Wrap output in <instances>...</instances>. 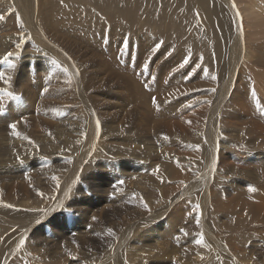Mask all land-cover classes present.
Returning a JSON list of instances; mask_svg holds the SVG:
<instances>
[{
  "label": "rangeland",
  "instance_id": "374dc122",
  "mask_svg": "<svg viewBox=\"0 0 264 264\" xmlns=\"http://www.w3.org/2000/svg\"><path fill=\"white\" fill-rule=\"evenodd\" d=\"M92 1L45 0V18L49 21L51 29L58 33L60 38H58L59 40L56 38L51 40L52 37L49 35L47 36L50 39L46 35L43 38L45 37L44 39L50 42V48H55L62 58L66 59L68 57L69 65H63V59L56 55L58 53L55 49L52 51L48 49L49 47L40 48V43H36L34 38L32 40L18 39L12 44L13 47L21 45V48L26 51L25 56L29 53L32 54L28 57L35 55L31 57L38 63L34 68L30 67L32 65L28 68H22L20 62L24 58L23 55L21 57L15 56L14 60L8 62L5 61L3 55H0V60L3 62H0V73L9 70L11 76L6 71V75L10 77V79L9 77L7 79L13 81L14 78L13 82L16 85L24 83L20 88H15L13 85L10 87L0 85V128L9 127L12 123L21 127L19 122L24 127L23 121L25 122V119L30 121L35 119L36 116L39 119L36 122L42 126L40 129L34 130L35 132L28 133L26 140L29 141L22 148L21 152H24V154L23 158H19L22 159L20 162L16 164L19 160L16 159L18 156H14L12 158L13 163L10 162V164H6L5 161L3 163V160L0 161V169L4 165V168L11 166L18 171H25L19 172L20 175L15 173L16 176L13 178L15 180L18 176L15 180L18 186V197L16 199L20 201L0 199V238H2L0 239V246L3 245V240L8 233L18 229L15 225L7 223L6 219L7 217L13 218L10 214L14 211L23 212L22 208L25 205H21L20 202L23 200L29 201L28 209L36 213L33 214L35 223L29 221V224L24 227L25 229L22 228L19 231L20 233L13 238L16 239L21 234L23 236L28 232V236H26L28 240L26 237L24 238V240H27L25 243H30L29 239L33 240V243L31 241L28 244V248L35 251L31 255L25 251L23 253L17 251L12 256L10 264H100L101 262L102 264H127L125 263L126 259L120 262L116 258H112V254H115L113 252H116L118 241V244L126 241L125 245H128L127 247L131 249L134 245L151 248V246L155 247L156 243L159 244V247L161 243V245L168 246V255H159L158 258L152 257L155 253L158 255V248H156L151 255L143 256L144 258L142 253H139L141 257L134 261L135 264L137 262L138 264L140 262L145 264V259L146 264H200L193 261L178 263L175 256L183 254L204 256L202 258L204 261L211 263L214 260L217 262L216 264H244L245 261V264H264V219L261 218L260 220L257 213H252L255 209L249 206V202L238 201L244 196L245 201L258 203L264 197V24L261 23V20L256 21V19H253L247 21L245 29L243 23H239L241 21L240 16L236 14L239 13L237 9H239L240 4L243 5L249 0H230V5L233 10L235 9L234 14L237 15L232 22V46L236 50L237 46L241 44L237 49L239 55L246 53L245 51L249 48L250 56L243 60L238 59L236 63L238 69L235 72L239 76L234 72L224 73V76L225 74L226 76L223 79L220 77L223 76V69L225 68L220 66L219 47L210 40L209 35H207L208 31L203 28L204 26L199 25L197 14L185 9L184 0H115V2L114 0H94V3ZM162 1H165V4L161 3ZM182 1L184 2L182 3ZM154 2L156 3L154 4ZM165 8H173L169 20L161 17V11H164ZM0 16L6 18V24H8L2 26L0 33L7 38L11 33L16 34L17 31H14L16 29V14L11 6H0ZM84 17L88 19L87 22L82 20ZM59 19L62 20L64 25L57 24ZM238 23L242 24L241 27ZM72 25H74L73 33L69 32L68 29ZM102 25L111 28L110 34L107 30L104 32L97 30ZM143 30L154 31L153 33L156 34L159 41L156 39V42H151V45L160 41L163 44L158 50H162L167 45L166 43L170 45L167 58L153 57L150 60L148 69L141 70L145 77V85L150 86L155 78L159 80L163 76L168 79V88L174 85L176 89L182 87L173 96L160 99L157 107L140 102L138 99L131 98L128 101L130 92L127 93L124 89L118 87H114V89L107 87L105 90L106 87H103V85L106 81H104L105 74H103V71L107 74L109 68L104 69L100 64L104 62L102 57L106 62L107 57L86 42L95 32L104 39L105 43L107 41L108 45L119 42L124 54L129 57L133 55V51L137 50L136 37L139 32L143 33ZM82 32L87 33L83 35ZM116 34H120V37L115 36ZM166 37L168 39H165ZM0 38V45L4 44L2 42L4 38L1 36ZM56 42L57 44H55ZM125 42H127V47H125ZM71 45L76 48L72 49ZM183 48L186 50H183ZM182 50L184 53H182ZM84 51L87 52L85 58L84 55L79 54ZM229 51L232 58L231 48ZM63 54L66 55V58ZM79 56L81 57L79 58ZM91 56H94L95 60L91 59L86 67L84 60ZM178 57L181 58V61L178 60ZM223 57L225 56L223 55ZM185 58L189 59L188 64L183 68L177 66L183 63ZM227 58L229 59V57ZM196 59L199 61H196ZM10 65H15V68ZM176 67L178 68L176 69ZM84 70L89 72L99 71L95 79L98 80L97 86L92 83V87H89V78ZM117 71L123 75L126 74V71L123 72L124 70ZM65 75H67V78ZM74 75L76 76L75 82L78 80L84 89L83 92L76 89L78 94L75 97L72 91H70L71 94L65 92L68 90L67 86L73 80L71 78ZM201 75L203 76L201 77ZM125 76L126 78L129 77L127 74ZM228 78L236 83L235 88L232 84L230 93H228L229 97L222 95L221 91L222 84L224 85ZM214 81L216 82L214 83ZM115 82L111 83L115 84ZM194 83L200 85L194 86L191 88L192 90L186 87ZM55 86L56 89L53 90ZM5 89L7 91H4ZM149 90H158V94H153L155 96L160 95L162 92V89ZM239 93L241 94L239 95ZM48 94L54 96L51 98L47 96ZM47 97H49V100L54 101V110L49 113L52 115H46L50 118L45 119L46 116H44L41 117L44 120L40 121L41 102L43 99L46 100ZM94 97H98V100H95ZM247 102L249 105H247ZM120 103L124 104L123 108H121ZM214 105L220 111L211 116V108ZM97 120H99V128L97 127ZM70 126L84 128L70 129ZM78 129L83 131L81 135L80 133L76 134ZM16 131L19 133L20 130L16 129ZM10 134L8 131L0 130V142L9 137ZM87 134L94 153L90 154L89 159L85 162L86 164H83L84 167L81 166L79 172L74 170V164H76V159L81 158L80 153L82 147L86 144ZM164 137H167V139ZM11 138L18 140V136ZM8 141L13 143L12 139ZM144 146L148 148L145 149ZM149 148L154 150L150 151ZM154 151H157V153L155 152V154ZM4 154L5 152L0 150V157ZM137 155L142 157H137ZM33 170H35V173ZM67 170H69V173ZM72 171L79 173L76 174ZM26 172L31 177L25 178ZM72 175L73 177L77 175V177L73 179ZM70 178L72 180L77 178L75 184L71 183ZM1 179L5 178L0 176V181ZM13 180L10 183L14 184ZM65 180H67L68 185L72 184L74 187L70 185V190L67 192L68 196L66 195L67 197L64 198V204L66 205L62 202L63 206H58L57 196L61 184ZM121 180L124 182L123 184H119ZM50 184H52L54 190L49 186ZM2 186L0 182V188ZM12 186L10 185V187ZM37 186H41L45 190H37ZM250 186L255 191H250ZM209 187L211 190L216 189V191L213 193L211 202L204 209L202 201L203 198L207 197V190L211 195ZM26 189L37 191L31 200L27 198L28 192ZM139 190L146 191L143 192L146 194L144 202L140 201L138 193L141 191ZM11 193L15 196L14 190L12 192L8 190L5 194ZM54 200L56 203L53 202ZM140 202L142 205L139 206ZM226 203L227 205H225ZM230 203L232 204L231 207ZM145 204H147V207L144 206ZM246 204H248V207ZM8 205H11V207ZM49 205L54 207L51 209ZM197 205H199V208H197ZM57 206L58 208L61 207L58 211L55 210ZM152 206L161 207L166 211L165 214L158 220L142 222L143 218L147 217V212L151 210L148 209ZM138 208L140 211H138ZM7 209H11V212H6ZM51 210L53 213H51ZM42 212H44V215L41 219H45L40 220L39 217ZM125 212L132 213L137 217L135 223H133L136 225L133 226L134 230H131L129 235L122 232V234L112 236L111 234L115 228L132 225L129 223V218ZM197 218H199V224L196 222ZM233 220L236 222L231 223ZM29 225L31 228L34 226V229H31ZM97 227L99 229L103 227L104 232L101 229L97 231ZM74 228L78 231L72 233V230H75ZM180 228H184L188 235L185 236L181 233ZM30 229L31 231H28ZM109 229L112 230L111 233H109ZM134 231L136 234H133ZM201 234L202 242L197 243V240H201ZM206 234H211L213 240H216L214 235H217L220 240L218 238L219 241L217 240L215 243L218 242V244H212ZM85 237L87 238L84 239ZM38 242L41 246H38ZM65 242L68 244L63 245ZM70 243L72 244L70 245ZM33 244L35 245L33 246ZM221 246H227L224 248L225 250L223 249L226 255L230 256L233 253L234 256L236 253L235 256L237 257L234 256L233 261L222 258L220 256L223 252V250L220 251ZM38 247L40 249L43 247V249L39 250ZM86 248L91 250V255H84L83 252ZM228 248L229 250H227ZM62 250L64 251L60 252ZM206 250H210L214 254H208ZM64 252L65 255L71 254L72 256L66 255V257L63 255ZM138 252L142 251L138 250ZM138 252L137 255H139ZM61 253L67 258L62 262ZM239 255L241 257L238 258ZM161 256L164 259H161Z\"/></svg>",
  "mask_w": 264,
  "mask_h": 264
},
{
  "label": "bare ground",
  "instance_id": "6f19581e",
  "mask_svg": "<svg viewBox=\"0 0 264 264\" xmlns=\"http://www.w3.org/2000/svg\"><path fill=\"white\" fill-rule=\"evenodd\" d=\"M119 1H121V0H119ZM153 1H155V0H153ZM166 1V0H165ZM164 1V2H165ZM181 1V0H180ZM185 1V2H184ZM184 1H182V3L184 2V7H185V9H189V11H191V13H196L197 14V16H198V23H200L199 25H202V26H204L203 28H205L207 31H208V33H207V35H209V38H210V40H212L213 42H215V44H217L218 46L217 47H219V57H220V60L219 61H221L220 62V66H221V68H222V66H223V68H225V69H223V76H219L221 79H223V77H225L226 76V74H229L230 72H234L235 74H236V69H238L236 66H237V61H238V59H246L247 57H249L250 56V53H249V48H247V50H246V48H245V52L246 53H242L241 55H239V53H238V51H237V49H238V47L241 45V44H239V46H237V49L236 50H234V47L232 46V22L234 21V17H237V15L236 14H234V10L232 9V6L230 5V0H184ZM93 3H94V0L92 1ZM114 2H115V0H114ZM157 2V1H156ZM156 2H154V4L156 3ZM163 1L161 2V3H164ZM177 2V1H176ZM241 2V1H240ZM117 3V2H116ZM171 3V2H170ZM181 3V4H182ZM118 4V3H117ZM153 4V5H154ZM165 4V3H164ZM164 4H162V5H164ZM169 4V3H168ZM168 4H167V6H168ZM234 4V3H233ZM3 5H10L11 6V9H13L14 10V12H15V14H16V24H15V28L16 29H14V31H17L16 32V34H12L11 33V35H9V37L7 38V37H5L2 33H0V36L2 37V38H4L3 40H2V42L4 43V44H1L0 45V55H3L4 56V58H5V61H10V60H14V58H15V53H21L20 54V56H16V57H21V55H23V59H22V61L20 62V65L22 66V68H28V66H30V65H32V66H30V67H35V66H37L38 65V63H37V61L35 60V59H31V57H33V56H35L34 54L32 55V56H30V57H28V55H30V54H32V53H29V54H27L26 56H25V53H26V51H24L23 49L24 48H21V45L20 46H17V47H13L12 46V44L14 43V41L15 40H20V39H23V38H26V39H28V40H32V38H34L35 39V41H36V43H40V48H42V49H44L45 47H49L48 49L49 50H54V49H51L50 48V42H48L47 40H45L44 38H43V36H47V35H49L50 37H52L51 38V40L52 39H54V38H56V39H58V38H60V35L58 34V33H56V32H54V30H52L51 29V27H50V23H49V21H47L46 20V18H45V15H44V13H45V11H44V6H45V0H0V6H3ZM158 5H159V3H158ZM157 5V6H158ZM176 5V4H175ZM238 5V4H237ZM245 6V7H244ZM169 7V6H168ZM172 7H175V6H172ZM156 8V7H155ZM162 9V8H161ZM173 8H171V9H168V8H165L164 9V11L162 10L161 12H162V15H161V17H164L165 18V20H169V17H170V13H172V10ZM175 9V8H174ZM237 9V8H236ZM237 10H239L238 12H239V15L238 16H240V19H241V21L239 22V23H243V26H244V28L246 29V27H247V21H252L253 19H256V21H259V20H261L262 22L261 23H263L264 24V1H262V0H249L248 2H245V4H243V5H241L240 4V6H239V9H237ZM54 12H56V11H54ZM142 13V12H141ZM94 15H96V16H98L97 14H95V13H93ZM124 14H126V13H124ZM139 15V14H138ZM141 15V14H140ZM139 15V16H140ZM145 15V14H144ZM143 15V16H144ZM126 16H127V14H126ZM138 16V17H139ZM142 16V15H141ZM148 17V16H147ZM147 17H145V18H147ZM141 19V18H140ZM49 20V19H48ZM82 20L84 21H88V19L86 18V17H84V18H82ZM144 20V19H143ZM238 20H239V18H238ZM238 20H236V21H238ZM172 21V20H171ZM175 25H177L174 21H172ZM254 22V21H253ZM7 23V19L5 18V19H3V20H0V30L2 31V26L3 25H8V24H6ZM146 23V22H145ZM238 23V25H240V27H241V25L242 24H239ZM251 23V22H250ZM57 24H63V22H62V20L61 19H59L58 21H57ZM249 24V23H248ZM64 25V24H63ZM94 26H95V24H93ZM105 25V24H104ZM104 25H102V26H100L99 28L100 29H97V30H100V31H102V32H104V31H108V34H110V32H111V28L109 27V26H104ZM173 25V24H172ZM174 25V26H175ZM236 25V24H235ZM153 26V25H152ZM168 26V25H167ZM237 26V25H236ZM235 26V27H236ZM250 27H251V25H249ZM249 26H248V29H249ZM176 27V26H175ZM235 27H233V28H235ZM240 27H238V28H240ZM73 28H74V25H72V26H69L68 27V29H69V32H71V33H73ZM148 28V27H147ZM152 29H153V27H152ZM175 29V28H174ZM201 29H202V27H201ZM243 29V28H242ZM244 29V30H245ZM247 29V30H248ZM237 30V29H236ZM235 30V31H236ZM78 31V30H77ZM194 31V30H193ZM240 31V30H239ZM242 31V30H241ZM246 31V30H245ZM244 31V32H245ZM249 31V30H248ZM8 32V31H7ZM74 32H76V31H74ZM154 32V31H153ZM152 31H150V30H148V31H144L143 30V33H141V32H139L138 33V35H137V37H136V43L138 44V48H137V50H135V51H133V55L132 56H126L125 54H124V52H123V48H122V46H121V44L118 42H114V43H110L111 44V46H110V44L108 45L107 44V41H106V43H105V41H104V39L99 35V34H97V33H95V32H93L92 33V36H91V38L90 39H88L86 42H88V44L91 46V47H93V48H95V49H98L99 51H101L103 54H105L106 55V57H107V62H106V60L104 59V57H102L103 58V60H104V62H102L100 65H102V68H104V69H106V68H109V69H107V74H106V72H104L103 71V74H105V77H104V81H106L105 83H104V85H103V87H106L105 88V90L107 89V87L108 88H111V89H114V87L116 88V87H118V88H120V89H124L127 93L128 92H130L129 93V97H128V99L127 98H124V99H127L128 101H130L131 100V98H133L134 100H137L138 99V101H140V102H144V103H149V105H152V107L153 106H156L157 107V103H159V101H160V99L162 100V98L163 97H171V96H173L174 94H176V92L178 93V91L182 88H179V89H176L175 88V85L174 86H171V87H167V84H168V79L167 78H165V77H163V76H161L160 77V79L158 80V78H155L153 81H152V83H151V85L150 86H146L145 85V77L143 76V73H142V71L141 70H143L144 68H143V65L146 63V62H148L149 61V58H153V57H160L161 56V58L162 59H165V58H167V53H168V51H169V47H170V45H169V43H166L167 45H165L164 46V48L162 49V50H156L155 52H153L152 51V49L154 48V46L156 45V44H153V45H151V42H156V39H157V36H156V34L155 33H153ZM204 32V31H203ZM83 33V35H85L87 32H82ZM107 33V32H106ZM105 33V34H106ZM241 33H243V32H241ZM7 34V33H6ZM167 34V33H166ZM232 34V35H231ZM245 34V33H244ZM247 34H249V35H251L250 33H247ZM75 35V34H74ZM119 36L120 37V34H116L115 36ZM162 35V34H161ZM169 35V34H168ZM193 35V34H192ZM235 35H236V33H235ZM241 35V34H240ZM246 35V34H245ZM175 36V35H174ZM183 36V35H182ZM243 36V35H242ZM31 37V38H30ZM48 37V36H47ZM172 37V36H171ZM187 37V36H186ZM238 37H239V34H238ZM247 37H249V36H247ZM237 38V37H236ZM1 39V38H0ZM48 39H50L49 37H48ZM163 39V38H162ZM165 39H168L167 37L165 38ZM175 39H176V37H175ZM243 39H245L244 37H243ZM247 39H249V38H247ZM59 40V39H58ZM117 40V39H116ZM158 40V39H157ZM169 40H172V39H169ZM169 40H168V42H169ZM181 40V39H180ZM188 40V39H187ZM40 41V42H39ZM159 41V40H158ZM167 41V40H166ZM175 41V40H174ZM177 41V40H176ZM249 41V40H248ZM171 42V41H170ZM149 43H150V45H149ZM159 43H161V41L159 42ZM163 43H165L164 41H163ZM185 43V42H184ZM235 43V42H234ZM237 43V42H236ZM241 43V42H240ZM246 43H248V42H246ZM55 44H57V42L55 43ZM113 44V45H112ZM250 44V43H249ZM163 45V44H162ZM238 45V44H237ZM246 46H247V44H245ZM62 46V45H61ZM181 46V45H180ZM186 46V45H185ZM22 47H23V45H22ZM215 47V46H214ZM71 48L72 49H75L76 47L74 46V45H71ZM178 48V47H177ZM176 48V49H177ZM216 48V47H215ZM230 48H231V51H232V53H231V55H232V58H231V56H230ZM240 49V48H239ZM56 50V49H55ZM86 50V49H85ZM183 50H186V49H184L183 48ZM183 50H182V53H184L183 52ZM37 51H38V49H37ZM41 51V50H40ZM57 51V50H56ZM55 51V52H56ZM93 51V50H92ZM177 51V50H176ZM243 51V52H244ZM64 52H66V51H64ZM179 52V51H178ZM264 52V51H263ZM8 53H12L13 55L12 56H8ZM34 53H36V52H34ZM57 53H58V51H57ZM180 53V52H179ZM178 53V54H179ZM181 53V54H182ZM185 53H186V51H185ZM198 53V52H197ZM201 53V52H200ZM38 54V53H37ZM79 54H82V55H84V58L86 57V54H87V52L86 51H84L83 53H79ZM56 55H58V56H60V54L58 53V54H56ZM64 55V54H63ZM101 55V54H100ZM223 55L225 56V57H223ZM234 55V56H233ZM102 56V55H101ZM262 56H263V54H262ZM25 57H27V58H25ZM61 57V56H60ZM64 57L66 58V55H64ZM81 56H79V58H80ZM186 57H187V55H186ZM216 57V56H215ZM218 57V56H217ZM227 57H229V59L227 58ZM62 58V57H61ZM68 58V57H67ZM67 58L66 59H64V58H62L63 60H62V63H63V65H69V63H68V61H67ZM133 58H136V59H133ZM188 58V57H187ZM228 59V61H227V59ZM91 59H93V60H95V57L94 56H91L90 58H88V59H85L84 61L86 62L85 64H86V67L88 66V64L90 63V61H91ZM193 59V58H192ZM216 59V58H215ZM178 60L179 61H181V58L180 57H178ZM189 60V59H188ZM191 60V59H190ZM72 61V60H71ZM102 61V60H101ZM196 61H199L198 59H196ZM0 62H2L1 60H0ZM70 62V61H69ZM195 62V61H194ZM3 63V62H2ZM74 63V62H73ZM195 63H197V62H195ZM216 63V62H215ZM179 64V63H178ZM1 65V64H0ZM177 66H180V65H177ZM15 68V67H14ZM178 67H176V69H177ZM31 69V68H30ZM114 69H116V70H114ZM117 70H120V71H123L124 73H125V71H126V74L129 76L128 78H126V74L125 75H123V74H121V72H118ZM167 70V69H166ZM6 71L8 72L7 74L8 75H10L9 74V70H5L4 71V78L3 79H0V85H3V86H5V87H10V86H14L15 88H20L21 86H23L24 85V83H21V84H19V85H16V83H14L13 81L15 80L13 77V81H10L9 79H10V77L8 76V75H6ZM106 71V70H105ZM238 71V70H237ZM15 72V71H14ZM67 72V71H66ZM97 72H99L98 70H96V71H94V72H89V71H87V70H84V73H86L87 75H88V78H89V83H90V86L89 87H92V83H94L95 84V86H97V82H98V80H95L96 78H97ZM167 72V71H166ZM12 73V72H11ZM204 73V72H203ZM224 73H226L225 74V76H224ZM67 74V73H66ZM72 74V73H71ZM14 75V74H13ZM204 75V74H203ZM203 75H201V77L203 76ZM207 75V74H206ZM237 75V74H236ZM11 76V75H10ZM66 76V78H67V75H65ZM237 76H239V75H237ZM7 77H9V79H7ZM200 77V78H201ZM206 77V76H205ZM204 78V77H203ZM73 79V80H72ZM75 79H76V76L74 75V76H72V78H71V82L68 84V86H67V88H68V90L67 91H65V92H68L69 94H71V92L70 91H72V94L74 95V97L78 94V90L76 91V89H80V91L81 92H83L84 91V89H83V86H82V84L77 80L76 82H75ZM202 79V78H201ZM206 79H207V77H206ZM209 79V78H208ZM227 79V78H226ZM225 79V80H226ZM4 80H7L8 81V83H4ZM101 80V79H100ZM210 80H212V79H210ZM225 80H224V82H225ZM234 80H236L235 78H234ZM113 81H116L115 82V84H112L111 82H113ZM223 81V80H222ZM16 82V81H15ZM23 82V81H22ZM60 82V81H59ZM216 81H214V83H215ZM235 82V81H234ZM61 83H64V82H61ZM109 83H111L110 85H108ZM221 83H223V82H221ZM238 83V82H237ZM240 83V82H239ZM60 84V83H59ZM232 84H233V86L236 84V83H233V80L232 79H229L228 78V81L226 82V83H224V85L222 84V95H224V96H228L229 97V95H228V93H230L229 91H230V89H231V86H232ZM61 85V84H60ZM200 84H198V85H195V83L194 84H191V85H187L186 87L187 88H193L194 86H199ZM1 87V86H0ZM236 86H234V88H235ZM239 87V86H238ZM54 89H56V86L53 88V90ZM149 89H162V92L160 93V95H157V96H155V95H153V94H158L159 93V91L158 90H156V91H152V90H149ZM52 90V91H53ZM104 90V91H105ZM183 90V89H182ZM192 90V89H191ZM99 91V90H98ZM115 91H116V89H115ZM186 91V90H185ZM190 91V90H189ZM232 91L234 92V90H233V88H232ZM64 92V93H65ZM100 92H101V90H100ZM182 92V91H181ZM49 93V92H48ZM61 93V92H60ZM118 93H120V92H118ZM126 93V94H127ZM185 93V92H184ZM232 93V92H231ZM236 94H237V92H235ZM51 94V93H50ZM123 94H125V93H123ZM122 94V95H123ZM182 94V93H181ZM241 93H239V95H240ZM119 95V94H118ZM47 96H49V94L47 95ZM54 96V95H53ZM52 95L51 96H49V97H53ZM58 97H59V95H57ZM120 96V95H119ZM231 96H232V94H231ZM236 96V95H235ZM235 96H234V98H235ZM49 97H47V99L45 100V99H43L42 100V102H41V104H42V113L40 114V119H41V117H44V116H46L47 114H49L50 113V111H52V110H54V105H55V103H54V101H51V100H49ZM58 97H56V98H58ZM153 97H155L156 98V103H153V101H152V98ZM80 98V97H79ZM81 98H82V96H81ZM80 98V99H81ZM84 98V97H83ZM164 98V99H165ZM232 98H233V96H232ZM94 99L95 100H98V97H94ZM142 99V100H141ZM85 100V99H84ZM101 100V99H100ZM240 100V99H239ZM88 101V100H87ZM133 101V100H132ZM225 101V100H224ZM221 102V101H220ZM238 102V101H237ZM109 103V102H108ZM143 103V104H144ZM111 104V103H110ZM233 104H234V102H233ZM221 105V104H220ZM247 105H249V103L247 102ZM120 106H121V108H123V106H124V104L123 103H120ZM230 106V105H229ZM237 106V105H236ZM250 106H251V104H250ZM73 107V106H72ZM231 107H232V105H231ZM235 107V106H234ZM252 107H253V105H252ZM213 108V109H212ZM211 108V116H214L218 111H220V109H218L217 108V106L216 105H214L213 107ZM222 108V107H221ZM233 108V107H232ZM231 108V109H232ZM254 108V107H253ZM237 110V109H236ZM227 111H228V109H227ZM241 111V110H240ZM244 111H245V109H244ZM228 112H230V111H228ZM234 112V111H233ZM253 112H254V110H253ZM244 113V112H243ZM246 114H248V113H246ZM49 115H52V114H49ZM187 115V114H186ZM229 115V114H228ZM47 117V116H46ZM46 117H44L45 119H48V117L50 118V116H48L47 118ZM32 118V117H31ZM214 118V117H213ZM218 118V117H217ZM37 120H39V119H37V116L35 117V119H32V120H30L29 121V119H25V122L23 121V125H24V127H22V124L19 122V125L22 127H18V124L16 125V129H18V131H19V135H18V140H15L14 138H11V137H15V136H17V135H13L12 134V129L10 128V127H3V128H0V130H4V131H8V132H10L11 134H10V136L9 137H6V138H4L3 139V141L2 142H0V150H2V151H4L5 152V154L2 156V157H0V161L1 160H3V163H4V161L6 162V164L7 163H9L10 164V162H12V158L15 156H18L16 159L18 160L19 158H23L22 156H23V154H24V152H21L22 151V148H24V146L27 144V142L29 141V140H26L27 139V136H28V133H33V132H35L34 130H36V129H40L42 126H41V124H38L36 121ZM42 120H44V119H41L40 121H42ZM213 120H215V119H213ZM68 121V120H67ZM217 121V120H216ZM69 122V121H68ZM211 122V121H210ZM25 123H26V125H25ZM212 123V122H211ZM232 123V122H231ZM231 123H230V125H231ZM215 124V123H214ZM216 126V125H215ZM217 127V126H216ZM19 128H21L22 129V131H21V129H19ZM75 128H84V127H80V126H70V129H75ZM230 128H232V126H230ZM217 129V128H216ZM82 130L81 129H78L77 130V132H76V134L77 133H80V135L82 134ZM85 132V131H84ZM84 136H85V134H83ZM80 138V137H79ZM9 139H12L13 140V143H10L8 140ZM23 139H25V140H23ZM82 139V138H81ZM81 139H80V141H81ZM87 141L85 142L86 144L83 146V145H80V146H83L82 147V149H81V153H80V157L81 158H79V159H76L77 161H76V164H74L75 165V169L74 170H77V171H81V166L83 165V164H86L85 162L87 161V159H89L88 157L90 156V154L93 152L92 150V147H91V144H90V142H89V139H88V134H87ZM23 140V141H22ZM77 142H78V139L76 140ZM79 145H78V147H79ZM141 146V145H140ZM73 147V146H72ZM145 147V146H144ZM146 148H148V147H145V149ZM71 149V148H70ZM139 150H141V149H139ZM142 150H144V149H142ZM148 150H150V148L148 149ZM152 150V149H151ZM150 150V151H151ZM154 150V149H153ZM152 150V151H153ZM69 151V150H68ZM147 151V150H146ZM17 152H21V153H18V154H14V153H17ZM27 152V151H26ZM157 153V151H154V153ZM94 153V152H93ZM136 153V152H135ZM155 153V154H156ZM14 154V155H13ZM140 154H142V153H140ZM149 154V153H148ZM58 155V154H57ZM74 155V154H73ZM92 155V154H91ZM135 156V155H134ZM139 156H141V155H139ZM138 155H137V157H139ZM155 156V155H154ZM79 157V156H78ZM125 157H127V156H125ZM142 157V156H141ZM150 157V156H149ZM70 158V157H69ZM73 158V157H72ZM144 158H145V156H144ZM16 159H14L15 161H16ZM71 159V158H70ZM74 159V158H73ZM20 160H22V159H19L17 162H16V164L18 163V162H20ZM72 160V159H71ZM70 160V161H71ZM8 161V162H7ZM69 161V162H70ZM72 161H74V160H72ZM2 163V164H3ZM13 163V162H12ZM15 163V162H14ZM74 163V162H73ZM1 164V163H0ZM5 164V165H6ZM66 165V164H65ZM64 165V166H65ZM72 165V164H71ZM70 165V166H71ZM69 166V165H68ZM69 166V167H70ZM73 166V165H72ZM2 168H4V165L3 166H1ZM6 167V166H5ZM59 167V166H58ZM66 167V166H65ZM65 167H64V169H65ZM83 167H84V165H83ZM0 169V172H1V174H0V176H2V178H5V179H1V184L3 185L1 188H0V199H8V200H13V199H15V200H19V199H16L17 197H18V186L16 185V182H15V180H17V177H16V179L15 180H13V178L19 173V172H25V171H18L16 168H14V167H11V166H9L8 168L6 167V168H4V169ZM63 169V168H62ZM80 169V170H79ZM72 170H73V168H72ZM73 170V171H74ZM34 171V173H35V170H33ZM61 171V170H60ZM68 171V173H69V170H67ZM72 171V172H73ZM32 172V171H31ZM31 172H29V173H31ZM62 172H63V170H62ZM72 172H70V173H72ZM78 172V173H79ZM15 173H16V175H15ZM28 172H26V174H27ZM60 173V172H59ZM73 173H76V172H73ZM72 173V174H73ZM78 173H76V174H78ZM25 174V178L26 177H31V175L30 174H27L26 175ZM61 174V173H60ZM65 174H66V171H65ZM18 175H20V174H18ZM56 175V174H55ZM22 176V175H21ZM64 176V175H63ZM65 177V176H64ZM66 177H70V176H66ZM72 177H73V175H72ZM75 177H77V175H75ZM75 177H73V179L75 178ZM21 178V177H20ZM19 178V179H20ZM24 178V177H23ZM56 178H57V176H56ZM67 179V178H66ZM69 179V178H68ZM71 179V178H70ZM77 179V178H76ZM76 179L75 180H72V184H75V181H76ZM14 181V184H12V183H10L11 181ZM9 182V183H8ZM63 182V181H62ZM74 182V183H73ZM49 183H51V182H49ZM56 183H58V182H56ZM72 184H70V185H72ZM10 185H13L12 187H10ZM47 185V184H46ZM70 185H68L67 184V180H65L64 182H63V184H61V188H60V191H59V195L57 196V204H58V206H61L62 205V202H63V204H64V198H65V196L68 194L67 192L70 190L69 189V187H70ZM48 186V185H47ZM49 186H51V188L53 187L52 186V184H50ZM73 186V185H72ZM43 187H44V185H43ZM74 187V186H73ZM56 188V187H55ZM11 189H13L14 191H15V196L13 195V193H11V194H5L6 193V191H8V190H10V192H12L13 190H11ZM36 189L37 190H45V188L43 189L41 186H37L36 187ZM53 189V188H52ZM57 189V188H56ZM71 189H72V187H71ZM48 190V189H47ZM54 190V189H53ZM26 191L28 192V197L27 198H29L30 200H31V198H33V196L35 195V193L37 192H35V191H33V190H31V189H26ZM56 191V190H55ZM54 191V192H55ZM75 191V190H74ZM139 191H141V192H139L138 193V195H139V198H140V201L141 202H144V198H145V193H143V192H146V191H143L142 192V190H139ZM209 191H210V193H211V195L209 194V192H208V190L206 191V198L204 199L203 198V201H202V205H203V208L204 209H206L207 208V206L209 205V203L211 202V200H212V198H213V193H215V191H216V189H212L211 190V188L209 187ZM53 192V191H52ZM58 192V191H57ZM56 192V193H57ZM44 193V192H43ZM75 193V192H74ZM46 194H47V192H46ZM45 194V195H46ZM50 194V193H49ZM77 194V193H76ZM70 195V194H69ZM68 196V195H67ZM66 196V197H67ZM76 196V195H75ZM239 197L241 196V195H238ZM54 197H56V196H54ZM243 197L244 196H242V198L241 199H238V201L239 202H243L244 201V203L245 202H249V206H251V208L253 209H255V211L253 210V212L252 213H257L259 216H260V218H259V216H258V218L261 220V218H262V220L264 219V197H262L259 201H258V203L257 202H255L254 201V203H251L250 201H245L244 199H243ZM52 197L50 196V199H51ZM69 198V197H68ZM68 198H66L67 200H68ZM34 199H35V197H34ZM39 199H41V198H39ZM36 200V199H35ZM48 200V199H47ZM66 200V201H67ZM14 201V200H13ZM20 201V200H19ZM40 201V200H39ZM56 201L54 200L53 202H55L56 203ZM37 202V201H36ZM139 203V206L140 205H142V203ZM228 202H230V201H228ZM234 202V201H233ZM235 202H237V201H235ZM238 202V204H240ZM33 203V202H32ZM18 204V203H17ZM20 204L21 205H25V207H23L22 208V210H23V212L22 211H14L13 213H11L10 215L11 216H13V218H8L7 217V219H6V222L7 223H11L12 225H15V227L16 228H18V229H16V230H14L13 232H10V233H8V235L7 236H5V239L3 240V245L2 246H0V264H10V262H11V258H12V256H14V254H16L17 253V251H19V252H21L22 251V253H23V251H25L26 253L28 252L30 255L32 254V252L33 251H35V250H32V249H29L28 248V244H30L31 243V241H32V243H33V240H31V239H29L30 240V243L29 242H26V243H24V245L23 246H20V240L21 239H24L26 236H28V232H26V234H24L23 236H18L16 239H13L15 236H17L20 232V230L22 229V228H24L25 226H26V224H29V221H33V223H35L34 222V218H33V214H36V213H34V211H32V210H29L28 209V207H27V205H30L29 204V201H26V200H23L22 202H20ZM229 204V203H228ZM231 204V203H230ZM243 204V203H242ZM241 204V205H242ZM64 205H66V204H64ZM109 205V204H108ZM115 205V204H114ZM225 205H227V203L225 204ZM248 204H246V206H247ZM47 206V205H46ZM51 206V207H50ZM58 206L55 208V210H57L58 211V209H61V207H59L58 208ZM63 206V205H62ZM110 206H112L111 204H110ZM110 206H108L109 208H111ZM232 206V204L230 205V207ZM236 206H237V203H236ZM16 207V206H15ZM52 207H54V206H52V205H49V208H51L52 209ZM65 207V206H64ZM105 207H106V204H105ZM243 207H244V204H243ZM248 207V206H247ZM32 208V207H31ZM67 208V207H66ZM79 208H81V207H79ZM228 208H229V205H228ZM227 208V209H228ZM234 208V207H233ZM251 208H250V210H251ZM69 209V208H68ZM151 209V210H150ZM230 209V208H229ZM244 209H246V208H244ZM19 210V209H18ZM112 210V209H111ZM111 210H109V211H111ZM148 210H150V211H148ZM147 211V217H145V218H143V220H142V222H146V221H153V220H158L162 215H164L165 214V212L166 211H164L161 207H154V206H152V207H150L149 209H148ZM249 210V211H250ZM6 211V210H5ZM48 211V210H47ZM62 211H64V210H62ZM66 211V210H65ZM88 211V210H87ZM138 211H140L139 210V208H138ZM137 211V212H138ZM248 211V210H247ZM248 211V212H249ZM6 212H11V209H7V211ZM55 212V211H54ZM60 212V211H59ZM89 212V211H88ZM245 212V211H244ZM47 213V212H46ZM51 213H53L52 212V210H51ZM56 213V212H55ZM101 213V212H100ZM127 213V214H126ZM254 213V214H255ZM125 214L127 215V217L129 218V223H131L132 225L131 226H124V227H120V228H115L114 230H113V232H112V236H114V235H116V234H119V233H121L122 234V232L123 233H128V235H129V233H130V231L131 230H134L133 229V226L135 225V224H133V223H135V220H136V216L134 215V214H132V213H129V212H125ZM138 214V213H137ZM246 214H247V212H246ZM249 214H251V213H249ZM44 215V212H42L41 214H40V217H39V219L40 220H43V219H45V218H43V219H41V217ZM49 215H50V212H49ZM48 215V217H50ZM99 215V214H98ZM101 215V214H100ZM46 216V215H45ZM51 216H53V215H51ZM56 216V215H55ZM59 216V215H58ZM88 216V215H87ZM103 216V215H102ZM254 216V215H253ZM257 216V215H256ZM2 217H4V216H2ZM101 217V216H100ZM250 217H251V215H250ZM99 218V217H98ZM253 218V217H252ZM255 218V217H254ZM253 218V219H254ZM38 219V220H39ZM49 219V218H48ZM48 219H46V220H48ZM13 220V221H12ZM99 220V219H98ZM36 221V220H35ZM234 221L235 220H233L231 223H234ZM236 222V221H235ZM39 223V222H38ZM95 223H96V221H95ZM238 223V222H237ZM31 224V223H30ZM41 224V223H40ZM9 225V224H8ZM34 225V224H33ZM94 225V224H93ZM138 225V224H137ZM38 226V225H37ZM95 226H96V224H95ZM136 226V225H135ZM225 226V225H224ZM29 227H30V225H29ZM34 227V226H33ZM32 227V228H33ZM70 227V226H69ZM100 227V226H99ZM99 227H97L98 229H97V231L99 230L100 231V229H101V231L102 232H104V228L102 227V228H100L99 229ZM31 228V227H30ZM31 228V229H32ZM36 228V227H35ZM71 228V227H70ZM93 228V227H92ZM25 229V228H24ZM27 229V228H26ZM31 229L30 230H28V231H31ZM34 229V228H33ZM75 229V228H74ZM95 229V228H94ZM69 230V229H68ZM93 230V229H92ZM23 231V230H22ZM73 231H78L77 229H75V230H72V233H73ZM86 231V230H85ZM88 231V230H87ZM96 231V230H95ZM25 232V231H24ZM90 232V231H89ZM94 232V231H93ZM92 232V233H93ZM30 233V232H29ZM68 233H69V231H68ZM86 233V232H85ZM88 233V232H87ZM90 234V233H89ZM88 234V235H89ZM133 234H136V232L134 231V233ZM30 235V234H29ZM87 235V234H86ZM87 235V236H88ZM127 235V234H126ZM132 235V234H131ZM207 235V237L210 239V241H212V244L213 243H215L217 240H218V236L217 235H214L215 236V238H216V240H213L212 239V235L211 234H206ZM69 236V235H68ZM90 236V235H89ZM133 236V235H132ZM135 236V235H134ZM63 239H65L64 237H62ZM87 237H85L84 239H86ZM89 238V237H88ZM91 238V237H90ZM114 238V237H113ZM124 238V237H123ZM122 238V239H123ZM134 238V237H133ZM222 238V237H221ZM26 239L28 240V238L26 237ZM56 239V238H55ZM62 239V240H63ZM75 239V238H74ZM73 239V240H74ZM83 239V240H84ZM115 239V238H114ZM130 239H131V237H130ZM13 240V241H12ZM27 240H25V241H27ZM58 240V239H57ZM79 240H81V238H79ZM78 240V241H79ZM219 240H220V238H219ZM218 240V241H219ZM61 241V240H60ZM66 241H68V242H70L71 240H66ZM76 241V240H75ZM86 241V240H85ZM84 241V242H85ZM92 241V240H91ZM112 241V240H111ZM116 241H117V239H116ZM116 241H114L115 243H116ZM131 241V240H130ZM52 242V241H51ZM59 242V241H58ZM62 242V241H61ZM72 242V241H71ZM83 242V243H84ZM88 242H90V241H88ZM113 242V241H112ZM119 242V241H118ZM118 242H117V245L118 246H116V252H113V253H115V254H112L113 255V257L112 258H116L118 261H120V262H122V260L123 259H126L127 261L125 262V263H127V264H135V260H137V259H139V257H141L140 255L141 254H139V253H142V257L144 256V257H147V255H151L152 254V251L154 250V249H156V248H158L157 249V254L158 255H156V253H155V255H154V253H153V255L154 256H152V257H156V258H158L157 256H159V255H163V256H166V255H168L169 253H168V246H164V245H161L160 244V247L158 246L159 244L158 243H156L157 245H155V247L153 246H151V248L149 249L147 246V249H146V247L145 246H143V245H140V247H138V246H136V245H134V246H132L133 248L131 249V248H128L126 245H125V242L126 241H123V242H120L119 244H118ZM39 243V242H38ZM56 243V242H55ZM54 243V244H55ZM79 243V242H78ZM81 243V242H80ZM111 243V242H110ZM114 243V244H115ZM226 243V242H225ZM37 244V243H36ZM49 244H50V242H49ZM64 244H68V243H63V245ZM72 243H70V245H71ZM85 244H87L86 242H85ZM92 244V243H91ZM216 245L218 244V242L217 243H215ZM35 244H33V246H34ZM38 245V244H37ZM88 245V244H87ZM89 245H90V243H89ZM38 246H41L40 245V243H39V245ZM91 246V245H90ZM111 246V245H110ZM37 247V246H36ZM109 247V246H108ZM113 247V246H112ZM131 247V246H130ZM213 247V246H212ZM217 247V246H216ZM227 246H221V250H220V248H218L220 251H222L224 248H226ZM23 248V249H22ZM39 248V250H41V249H43V247L40 249V247H38ZM37 248V249H38ZM70 248H72V247H70ZM61 249V247L59 248V250ZM212 249V248H211ZM210 249V250H211ZM215 249V248H214ZM74 250H76V249H74ZM110 250V249H109ZM138 250H140V251H142V252H138ZM210 250H206L207 252L206 253H208V254H214L213 252L211 253L210 252ZM216 251H218L217 249H215ZM225 250V249H224ZM223 250V252L221 253V255L220 256H222V258H225V259H227V260H232V258H234V256H235V254H234V256H233V253L230 255V256H228V255H226V253H225V251ZM227 250H229V248L227 249ZM230 250H231V247H230ZM233 250V249H232ZM64 250H62V251H60V252H63ZM90 249L89 248H86L85 249V251L83 252L84 253V255L86 254V255H91V253H90ZM107 251V250H106ZM236 251V250H235ZM243 251V250H242ZM59 252V251H58ZM71 252V251H70ZM69 252V253H70ZM74 252H76V251H74ZM137 252H138V254L139 255H137ZM155 252V251H154ZM230 252V251H229ZM39 253V252H38ZM66 253H68V252H66ZM72 253V252H71ZM111 253V252H110ZM219 253V252H218ZM239 253H240V251H239ZM93 254H95L94 252H93ZM108 254V253H107ZM228 254V253H227ZM245 254V253H244ZM60 255H62V253L60 254ZM63 255H65V252H64V254ZM62 255V257L61 258H63V260L61 259V262L62 261H64V259H67V258H65L64 256ZM67 255V254H66ZM65 255V256H66ZM72 256L71 254H68L67 256ZM111 255V254H110ZM128 255V256H127ZM242 255V254H241ZM66 256V257H67ZM93 256V255H92ZM163 256H161L162 258L161 259H164V257ZM206 256H208V255H206ZM103 257V256H102ZM143 257V258H144ZM160 257V256H159ZM176 257V259L178 260V263L179 262H185V261H193V262H196V263H200V264H216L217 262L216 261H214V260H212V262L210 263L209 261H204L202 258L204 257V256H202V257H200V256H192V255H186V254H183V255H180V256H178V255H176L175 256ZM235 257H237V256H235ZM239 257H241L240 255L238 256V258ZM245 257H246V255H245ZM108 258V257H107ZM110 258V257H109ZM143 258H140V259H143ZM155 258V259H156ZM244 258V257H243ZM248 258V257H247ZM252 258V257H251ZM58 259H59V257H58ZM111 259V258H110ZM154 259V258H153ZM152 259V260H153ZM246 259V258H245ZM98 260H100V259H98ZM147 260H150V259H147ZM103 261V260H102ZM125 261V260H124ZM123 261V262H124ZM129 261V262H128ZM140 261V260H139ZM146 263H147V261H146V259L144 260ZM233 261V260H232ZM245 261V260H244ZM33 262V261H32ZM97 262V261H96ZM238 262H240V261H238ZM242 262V261H241ZM246 262V261H245ZM245 262H243L244 264H245ZM248 262V261H247ZM253 262H254V260H253ZM97 263H99V262H97ZM106 263H107V261H106ZM145 263V264H146ZM256 263V262H255ZM58 264H60V263H58ZM100 264H102V262L100 263ZM104 264V263H103ZM136 264H138V262L136 263ZM140 264H144L143 262H140ZM186 264V263H185ZM190 264V263H189ZM192 264V263H191ZM251 264V263H250Z\"/></svg>",
  "mask_w": 264,
  "mask_h": 264
},
{
  "label": "snow or ice",
  "instance_id": "6c2138e0",
  "mask_svg": "<svg viewBox=\"0 0 264 264\" xmlns=\"http://www.w3.org/2000/svg\"><path fill=\"white\" fill-rule=\"evenodd\" d=\"M238 15H239V13H237ZM4 19V17L3 16H0V20H3ZM162 46V42L161 43H157L155 46H154V48L152 49V51L153 52H155L156 50H158L160 47ZM125 47H127V42H125ZM13 54L12 53H8V56H12ZM15 55L16 56H20V53H15ZM169 55H171V53H169ZM150 60H151V58H149V61L148 62H146L144 65H143V68L145 69V70H147L148 69V67H149V63H150ZM188 64V59L187 58H185L184 60H183V63H181L180 64V67L181 68H183L185 65H187ZM10 66H12V67H14L15 65H10ZM197 67H199V66H197ZM4 78V73H0V79H3ZM4 83H8V81L7 80H4ZM147 86V85H146ZM4 91H7L6 89L4 90ZM9 95H11V93H9ZM152 101H153V103H156V98L155 97H153L152 98ZM97 127L99 128V120H97ZM9 127L13 130L12 131V134L13 135H19V133L16 131V124L15 123H12V124H10L9 125ZM165 139H167V137H164ZM158 170V169H157ZM124 182L121 180V181H119V184H123ZM249 190L250 191H255V189L254 188H252L251 186L249 187ZM41 195H42V193H40ZM9 207H11V205H8ZM145 207H147V204H145L144 205ZM197 208H199V205H197ZM197 224H199V218H197ZM179 231L181 232V233H183L185 236H187L188 235V233L186 232V230L184 229V228H180L179 229ZM112 232V230L111 229H109V233H111ZM0 239H2V238H0ZM177 239H179V237H177ZM202 242V234H201V240H197V243H201ZM24 243H25V240L24 239H21L20 240V246H23L24 245Z\"/></svg>",
  "mask_w": 264,
  "mask_h": 264
}]
</instances>
